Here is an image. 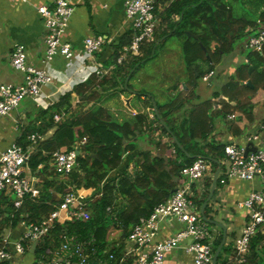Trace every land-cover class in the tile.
<instances>
[{
  "label": "trees",
  "instance_id": "trees-1",
  "mask_svg": "<svg viewBox=\"0 0 264 264\" xmlns=\"http://www.w3.org/2000/svg\"><path fill=\"white\" fill-rule=\"evenodd\" d=\"M155 14L154 39L144 43L141 56L130 55L122 64L116 63L123 49L131 43L132 32L112 45L111 62L117 65L114 86L109 88L113 90L120 84L124 90H132V78L145 63L156 57L158 47L164 46L172 37H181L188 90L173 95L163 104L153 101L150 104L153 119L148 114H138L132 120L121 122L102 100L108 79L98 81L95 78L91 83L78 85L67 92L53 106L39 110L36 118L22 131L17 145L25 150L31 145L30 135H46L52 131L51 136L33 151L27 164L41 179V196L28 197L18 211L12 201L4 199L8 207L6 212L0 209L1 230L23 221L40 222L55 210L61 196L73 189L97 190L98 193L92 194L93 198L100 195L88 201L87 216L64 224L56 223L37 245L33 254L35 260L47 249L58 248L63 235L68 234L81 242L94 240L99 257L108 264H132V257L124 258L123 244L141 218L149 217L156 206L166 202L173 191L183 185L182 169L199 159L195 156L217 162L225 157L226 145L211 140L215 120L235 115L234 134L238 136L255 121L254 109L264 100V46L257 52L242 45L241 52L246 60L215 93L214 98L222 97L219 102L212 99L199 101L197 88L226 56L235 53L240 39L254 35L248 29L255 33L264 29V0H156ZM187 33L196 38H189ZM178 88L179 84L174 92ZM55 116L62 119L57 122ZM84 138L87 142L80 146L78 166L71 176L60 177L51 167L53 154L73 150ZM139 139L147 141L150 147L133 158L139 159L140 169L133 176L124 172L108 179L122 167L127 155L137 153ZM211 164L215 169L218 167L215 162L211 161ZM175 178H179L178 181ZM211 186L212 180H209L201 198L196 199L199 209L208 198ZM121 198L126 200L125 204L120 202ZM2 213L8 214L7 217L2 219ZM221 232L215 238L214 253L223 240ZM117 236H120L119 240L112 243ZM30 250L28 253L31 254ZM249 251L246 264H264V232L259 231L251 239ZM235 257V247L227 243L217 264H239Z\"/></svg>",
  "mask_w": 264,
  "mask_h": 264
},
{
  "label": "built area",
  "instance_id": "built-area-1",
  "mask_svg": "<svg viewBox=\"0 0 264 264\" xmlns=\"http://www.w3.org/2000/svg\"><path fill=\"white\" fill-rule=\"evenodd\" d=\"M15 1V0H13ZM26 2L27 0H21ZM156 0H125V13L132 23L133 37L126 46L117 64H122L130 55H142V46L154 39L157 28L155 14ZM38 13L44 20L46 31L44 62L49 65L58 55L68 59L74 55L70 43L63 41V35L69 27L74 13L72 0H54L51 6H42ZM253 31V29H248ZM108 43L104 36L88 37L84 41V50L90 58L102 51ZM264 46V29L258 30L247 38L246 47L260 52ZM13 68L25 75L22 85L11 84L0 87V117L7 116L15 111L27 99L37 100L43 93V88L53 81L46 67L36 68L29 64L25 45L16 44L11 54ZM112 69L99 68L96 76L102 80ZM214 72L207 74L204 82H209ZM61 116H55L59 122ZM230 119H235L231 116ZM44 135L35 133L30 135L31 145L25 150L17 144L7 148L0 156V209L4 207V199L8 198L16 211L22 208L25 200L40 198L41 190L36 178L30 180L25 176V167L31 154L37 146L44 141ZM84 138L71 151H57L53 154L51 167L60 177L66 178L73 174L78 166L80 146L84 145ZM248 147H255L256 151L246 155ZM175 151H173L174 153ZM226 172L220 177V184L225 185L231 179L253 181L260 178L262 187L252 191L248 197L239 203L241 209L249 213L248 221L240 236L234 241L236 261L246 264L250 253L251 239L259 232H264V125L258 132L251 134L243 143L230 142L225 146ZM211 162L199 158L192 165L182 169L183 185L164 203L155 207L149 217H143L136 223L127 239L128 247L124 258L132 257V264H165L167 255L178 249L180 245L189 240L185 247L187 253L194 256V264H213L215 241L214 231L201 215V209L196 204V199L201 197L195 187L200 182L206 190V180H212L215 173L211 169ZM203 190V191H204ZM88 190H75L61 196L62 200L56 205L55 210L38 223L21 222L24 231L16 241L11 240L10 232L5 234L0 229V264H14L17 256H22L32 248L35 242L43 240L56 223L64 224L74 219H80L89 214L86 211L88 201L94 198ZM212 201L208 203L211 207ZM110 210V209H108ZM175 218L185 224L173 238L155 242L159 232V222L164 219ZM10 235V236H9ZM113 258V256H111ZM105 264L99 257L94 240L81 242L75 236L63 235L61 245L56 249H47L34 264ZM124 261V259H123Z\"/></svg>",
  "mask_w": 264,
  "mask_h": 264
},
{
  "label": "crops",
  "instance_id": "crops-1",
  "mask_svg": "<svg viewBox=\"0 0 264 264\" xmlns=\"http://www.w3.org/2000/svg\"><path fill=\"white\" fill-rule=\"evenodd\" d=\"M53 1L27 0L26 2H22L21 0H0V87L4 84L19 86L25 81V75L15 70L11 64V54L16 44L25 45L29 64L36 68L46 67L49 74L53 77V81L43 88L41 97L37 100L27 98L11 114L0 117V156L7 148L17 144L22 131L36 118L35 116L39 110H45L58 103L62 96L67 92L73 91L78 85L91 83L93 79L97 78L96 71L99 68L112 69L103 78H107L108 82L105 86L104 90H107L103 92L102 97L104 98L102 100L104 101V105L112 113L114 112L113 115L117 119H123L121 116L124 115L126 118L124 120H132L138 114H148L149 118L153 119L154 113L150 105L153 101L161 104L166 103L173 95L186 91L189 88L187 83L188 76L185 72L184 76L176 82H172L169 86H166L164 88L166 91H161V93L157 92L155 94L153 92L143 91L141 88H136L133 84H131L132 90H124L120 84L115 89L110 90L109 87L113 88L114 86L113 77L116 76L114 72L117 65L113 61L111 62L112 45L118 43L126 34L133 33L132 23L125 13V0H72L74 13L69 27L63 35V41L72 45L74 55L70 59L58 55L47 65L44 62L46 31L44 20L38 13V9L42 6H51ZM96 36H104L108 43L93 59L85 53L84 41L88 37ZM239 49L241 50V48ZM239 49L233 53L234 55L231 54V57L226 56L223 59V62L213 71L214 76L211 81H202L199 83L197 88L199 101L212 99L219 102L222 97L220 99L214 98L215 93L219 92L228 78L235 74L237 66L243 60H246L245 55ZM142 78H138L139 83H142ZM102 80L98 79V81ZM178 84L179 88L174 92L173 89ZM142 93L143 95H141ZM78 103L79 99L75 100V104L77 105ZM254 114L255 121L252 124H248L245 132L239 136L234 134L237 117L230 119L233 114L229 115L226 119H216L211 140H216V142L225 145L233 141L243 143L247 137L258 132L260 127L264 125V100L256 105ZM31 117L32 119H30ZM124 120L119 121L123 122ZM240 125L243 126L244 123H240ZM51 134L52 131L44 135V140L51 136ZM138 145L139 149L137 153L127 155L122 167L114 173H111L108 179L118 177L124 172L133 176L140 169L139 159L136 160V158H133L145 151V149H150V147L149 143L143 139H139ZM224 159L225 157L218 161L219 164L215 162L218 166L216 169L213 165L211 166L214 173L217 172L216 170H220V173L217 187L211 200V207L207 206L208 218L221 223L227 228L226 244L229 243L234 246V241L240 236L249 218L248 211L241 209L238 205L252 191L261 189L262 182L260 178H256L253 181L231 179L225 185L220 184V177L226 172L227 166L223 162ZM25 176L30 180L36 178L38 184L41 180L32 173L28 165L25 167ZM206 181L208 182L209 180ZM204 184L205 182H200L195 186L200 194L205 192H203L205 188H203ZM94 193H98V191H89V194ZM6 201L10 200L6 198ZM121 201L123 204L126 203V200L122 198ZM7 207L4 203L1 211L6 212ZM7 215L2 213V219L6 218ZM212 226L210 227L214 231L215 238L220 235L221 231L224 237V230L221 227ZM184 228L185 224L178 222L175 218L164 219L159 222V232L155 242L173 238ZM23 231L24 228L21 223L15 227L10 226L3 229L5 234L10 232L13 242L20 238ZM119 238L120 236H117L111 242L115 243ZM189 243V240L184 241L178 249L168 254L165 264H194V256L185 250V247ZM123 245L127 251L128 242L125 241ZM18 258L20 256H17L14 264H27L30 261L29 258H25L22 262L18 263ZM34 261L32 260L30 264H34ZM93 264H99V262L93 261ZM105 264H108L107 261Z\"/></svg>",
  "mask_w": 264,
  "mask_h": 264
},
{
  "label": "rangeland",
  "instance_id": "rangeland-1",
  "mask_svg": "<svg viewBox=\"0 0 264 264\" xmlns=\"http://www.w3.org/2000/svg\"><path fill=\"white\" fill-rule=\"evenodd\" d=\"M251 33L255 34V32ZM183 41L184 40L181 37H172L164 46H159L156 57L145 63L141 70L134 75L130 83L135 85L136 88H141L143 91L153 92L155 94L157 92L161 93V91H166L164 89L166 86H169L172 82H176L184 76V73L186 72V66L182 54ZM246 41V37L240 39L236 44L235 52H237L243 44L245 45ZM229 57H231V55ZM139 77H143L142 83L138 82ZM121 117L123 119L117 120L126 119L124 115ZM25 258H29L30 260L27 264H30L32 260L34 261V256L26 253L25 256H20L17 262L20 263Z\"/></svg>",
  "mask_w": 264,
  "mask_h": 264
},
{
  "label": "water",
  "instance_id": "water-1",
  "mask_svg": "<svg viewBox=\"0 0 264 264\" xmlns=\"http://www.w3.org/2000/svg\"><path fill=\"white\" fill-rule=\"evenodd\" d=\"M187 36L189 38H196V36L194 34H191V33H187ZM195 69V67H194ZM253 68H250V71H252ZM248 85H251L250 83H248ZM154 106L156 108V104L154 103ZM254 152L256 151V148L255 147H248L247 150H246V155L249 153V152ZM195 157H198V158H203V159H209L210 161L212 162H217L211 158H206V157H203V156H195ZM218 163V162H217ZM219 173H220V170H217V172L215 173L214 175V178H213V182H212V188H211V191H210V194L208 196V198L206 199V201L204 202V204L202 205V208H201V215H202V218L203 220L210 224V225H214V226H219L221 227L223 230H224V237H223V240L221 242V244L219 245V247L217 248L216 252L214 253V257H213V264H217L218 263V258H219V255L224 247V245L226 244V241H227V228L222 225L221 223H218V222H215L213 220H210L207 215H206V208L208 206V203L212 200L213 196H214V193H215V190H216V187H217V182H218V177H219ZM179 178H175V181H178ZM177 191V189H175L173 191V193H175ZM38 245V242H35L33 245H32V248L30 250L31 254H34L35 253V249Z\"/></svg>",
  "mask_w": 264,
  "mask_h": 264
}]
</instances>
